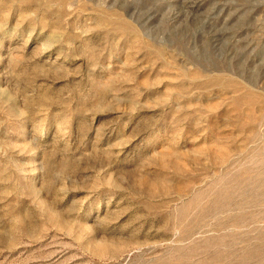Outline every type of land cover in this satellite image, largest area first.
<instances>
[{
	"label": "rangeland",
	"instance_id": "1",
	"mask_svg": "<svg viewBox=\"0 0 264 264\" xmlns=\"http://www.w3.org/2000/svg\"><path fill=\"white\" fill-rule=\"evenodd\" d=\"M0 264H264V0H0Z\"/></svg>",
	"mask_w": 264,
	"mask_h": 264
},
{
	"label": "bare ground",
	"instance_id": "2",
	"mask_svg": "<svg viewBox=\"0 0 264 264\" xmlns=\"http://www.w3.org/2000/svg\"><path fill=\"white\" fill-rule=\"evenodd\" d=\"M194 6V5H193Z\"/></svg>",
	"mask_w": 264,
	"mask_h": 264
}]
</instances>
